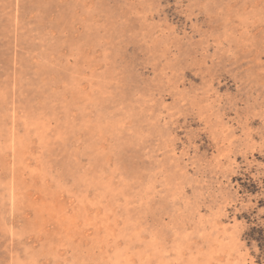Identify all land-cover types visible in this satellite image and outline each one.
<instances>
[{"label": "rangeland", "instance_id": "obj_1", "mask_svg": "<svg viewBox=\"0 0 264 264\" xmlns=\"http://www.w3.org/2000/svg\"><path fill=\"white\" fill-rule=\"evenodd\" d=\"M264 0H0V264H264Z\"/></svg>", "mask_w": 264, "mask_h": 264}, {"label": "trees", "instance_id": "obj_2", "mask_svg": "<svg viewBox=\"0 0 264 264\" xmlns=\"http://www.w3.org/2000/svg\"><path fill=\"white\" fill-rule=\"evenodd\" d=\"M249 236H250V239L258 240L260 248L262 252H264V234L261 232L259 233V235H256L255 233H250Z\"/></svg>", "mask_w": 264, "mask_h": 264}]
</instances>
